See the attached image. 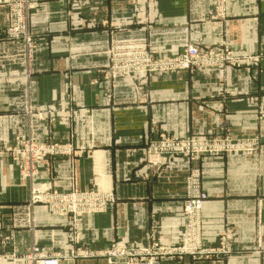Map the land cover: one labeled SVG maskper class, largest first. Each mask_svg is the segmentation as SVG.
Returning <instances> with one entry per match:
<instances>
[{
    "label": "crops",
    "instance_id": "1",
    "mask_svg": "<svg viewBox=\"0 0 264 264\" xmlns=\"http://www.w3.org/2000/svg\"><path fill=\"white\" fill-rule=\"evenodd\" d=\"M28 28L36 43L26 74L22 41L5 36L0 6V240L17 259L32 248L69 256L75 248L113 242L135 249L181 243L185 181L200 175L207 199L201 235L214 245L232 236L222 259L165 258L160 264H264V0H35ZM145 40L151 53L176 56L189 46L257 58L251 65L194 73L119 78L105 92L100 72L115 39ZM141 83L143 92L135 91ZM160 136L255 138L251 153L144 161ZM62 144L68 156L40 160L25 178L15 150L24 142ZM93 180L113 202L74 226L31 202L30 191L86 192ZM214 243V244H213ZM0 264H25L6 259ZM59 264H106L75 257Z\"/></svg>",
    "mask_w": 264,
    "mask_h": 264
},
{
    "label": "built area",
    "instance_id": "2",
    "mask_svg": "<svg viewBox=\"0 0 264 264\" xmlns=\"http://www.w3.org/2000/svg\"><path fill=\"white\" fill-rule=\"evenodd\" d=\"M34 2L35 0H0V6H12L22 11L26 8L30 9ZM224 3L225 0H216V15L223 13ZM11 15L15 14L11 12ZM114 46L135 52L139 68L131 69L123 66L121 70H135L140 71L139 73L188 71L203 64L208 67L211 65L240 67L257 61V58L251 55H235L227 49L198 46H189L176 56H154L149 52L146 41L142 39L117 41ZM106 69L107 75L108 68ZM112 77H115L113 73ZM257 147L258 142L255 138L178 139L160 136L148 143L143 156L147 166L158 167L165 159L178 156L193 158L206 154L251 153ZM15 153L20 158L23 176L31 180L35 175L36 164L40 160L55 156H68L71 154V147L62 144L36 145L26 141L15 150ZM206 199V194L201 190L199 173L197 171L190 173L186 178V196L183 200L185 223L182 241L171 248L155 247L141 250L113 242L104 249H90L88 246L75 248L66 258L60 255H46L38 248H32L28 255L17 259L13 256L8 257L3 252L4 243L0 240V262L9 258L21 260L25 264H59L60 260H71L75 257H95L102 258L106 264H160L165 258L185 255L193 259H222L232 253V236L228 233L222 234L215 244L213 243L214 245L208 244L202 238L201 211ZM30 200L43 204L51 214L67 217L72 222L73 228L84 215L102 213L107 205L113 202L112 195L102 191L97 186L96 180H93L91 189L86 192H59L43 190L40 187L32 188Z\"/></svg>",
    "mask_w": 264,
    "mask_h": 264
},
{
    "label": "rangeland",
    "instance_id": "3",
    "mask_svg": "<svg viewBox=\"0 0 264 264\" xmlns=\"http://www.w3.org/2000/svg\"><path fill=\"white\" fill-rule=\"evenodd\" d=\"M3 7L7 8V12H8L7 26L5 28L4 34L9 39L18 40V41L23 42L24 48H25L26 74L27 76L28 75L30 76V74H32L33 72L32 65L35 60L36 43L33 38V35L30 33L29 28H28V12L29 10H32L34 6H32L30 9L26 8L25 10H22V11L18 9H14V7L12 6L4 5ZM11 12L12 14L14 13L15 15H11ZM11 29H12V32L10 34ZM28 39L30 40L29 42L27 41ZM128 40H134V39H123V38L115 39L110 43L109 48L107 49L106 53H107L108 63H107L106 68H108V72L106 75V71H107L106 68H105L106 70L103 69L100 72V75L102 76L103 82L105 85V92H112L113 85L121 77H127L130 79H133L137 75L147 76V75H152V74H171V73L164 72V71H157L153 73H148V72L139 73L140 71H135V70H121L123 66L129 67L131 69L139 68V64L137 62V55L135 54V52H130L124 48H115L114 46L115 42L117 41L124 42ZM151 54L154 56H157L153 53ZM226 67L227 66L215 67L213 65H211V67H208V66H204L203 64L202 66L200 65L197 68H192L191 70H188V71L181 70V71H176V72L194 73L202 69H224ZM176 72H172V73H176ZM112 73H113V76L115 77H112ZM134 86H135L134 88L136 92H143V86L141 85V83L136 82ZM207 139H213V138H207ZM57 145H61V144H57ZM206 155H209V154H206ZM192 172H194V170L191 171L190 173ZM200 186H201V182H200ZM185 188H186V181H185Z\"/></svg>",
    "mask_w": 264,
    "mask_h": 264
},
{
    "label": "bare ground",
    "instance_id": "4",
    "mask_svg": "<svg viewBox=\"0 0 264 264\" xmlns=\"http://www.w3.org/2000/svg\"><path fill=\"white\" fill-rule=\"evenodd\" d=\"M39 145V144H38Z\"/></svg>",
    "mask_w": 264,
    "mask_h": 264
}]
</instances>
